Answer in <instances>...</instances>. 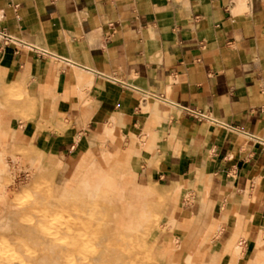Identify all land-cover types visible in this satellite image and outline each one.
<instances>
[{
  "label": "crops",
  "instance_id": "0c3cea01",
  "mask_svg": "<svg viewBox=\"0 0 264 264\" xmlns=\"http://www.w3.org/2000/svg\"><path fill=\"white\" fill-rule=\"evenodd\" d=\"M116 135L169 242L264 264V0H0V146Z\"/></svg>",
  "mask_w": 264,
  "mask_h": 264
},
{
  "label": "rangeland",
  "instance_id": "374dc122",
  "mask_svg": "<svg viewBox=\"0 0 264 264\" xmlns=\"http://www.w3.org/2000/svg\"><path fill=\"white\" fill-rule=\"evenodd\" d=\"M163 202L117 135L67 173L31 148L0 146V264H213L210 246L189 255L165 238Z\"/></svg>",
  "mask_w": 264,
  "mask_h": 264
},
{
  "label": "built area",
  "instance_id": "2783aa9c",
  "mask_svg": "<svg viewBox=\"0 0 264 264\" xmlns=\"http://www.w3.org/2000/svg\"><path fill=\"white\" fill-rule=\"evenodd\" d=\"M6 38H10V36H8V35H6V34H3ZM36 50L38 51V52H41V53H46V51L45 50H42V49H37L36 48ZM197 114H199L200 112L199 111H197L196 112Z\"/></svg>",
  "mask_w": 264,
  "mask_h": 264
}]
</instances>
